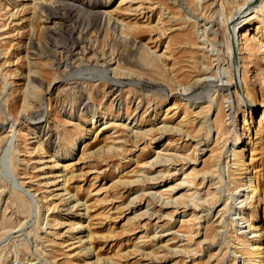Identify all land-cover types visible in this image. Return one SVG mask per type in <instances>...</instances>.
<instances>
[{
	"label": "rangeland",
	"instance_id": "obj_1",
	"mask_svg": "<svg viewBox=\"0 0 264 264\" xmlns=\"http://www.w3.org/2000/svg\"><path fill=\"white\" fill-rule=\"evenodd\" d=\"M194 1L0 0V264H242L244 220L264 251V12ZM251 12L233 66L228 33ZM237 130L249 209L227 174Z\"/></svg>",
	"mask_w": 264,
	"mask_h": 264
},
{
	"label": "bare ground",
	"instance_id": "obj_2",
	"mask_svg": "<svg viewBox=\"0 0 264 264\" xmlns=\"http://www.w3.org/2000/svg\"><path fill=\"white\" fill-rule=\"evenodd\" d=\"M197 1H199V0H197ZM249 1V0H248ZM257 2H254V3H258L257 5H258V7L256 6V7H253V8H255L256 10V12H259V13H263L264 12V0H256ZM195 1L194 0H191V3H194ZM247 2V1H246ZM214 3V2H213ZM213 3H211L210 5L212 6V4ZM224 3H226V2H224ZM251 3V2H250ZM254 3H252V4H250V5H253ZM245 4H247V3H245ZM210 5H208V7L210 6ZM249 5V4H248ZM249 5V6H250ZM220 8V7H219ZM223 8V7H222ZM241 8H243V7H241ZM218 10V9H217ZM221 10V9H220ZM242 10V9H241ZM219 11V10H218ZM256 12H255V14H256ZM222 14H223V12H222ZM224 15V14H223ZM222 15V16H223ZM252 15V12L251 13H249V14H246V15H244L243 17H242V19L235 25V27H233V30H232V33L231 32H229L228 34H229V37H230V42L228 41V44H226L227 45V49L228 50H230L231 51V53H230V51H228L230 54H231V60H230V58H229V60H230V64H233V66H234V64H235V62H236V59H235V56L236 55H238V54H236L235 55V53H234V51L236 52V50H237V48L238 47H236V45H238V37H239V35H240V31L242 30V27L245 25V24H247V23H250L251 22V20H252V18H257V15H253V16H251ZM262 15V14H261ZM216 17V16H215ZM259 18H261V17H259ZM221 20V19H220ZM225 20H227V19H225ZM229 20H231L230 18H229ZM228 21V20H227ZM236 21V20H235ZM253 21V20H252ZM224 22H226V21H224ZM263 22V21H262ZM231 23V25L232 24H234V23H232V22H230ZM222 24H224L223 22H222ZM228 25V24H227ZM230 25V26H231ZM227 27V26H226ZM262 27V26H261ZM264 27V26H263ZM225 28V27H224ZM230 28V27H229ZM230 29H232V28H230ZM255 29L258 31V30H260V26L256 23V25H255ZM226 30H227V28H226ZM255 30V31H256ZM263 30V29H262ZM161 32V31H160ZM227 32V31H226ZM227 34V35H228ZM264 34V33H263ZM223 35V34H222ZM228 37V38H229ZM223 38H225V37H223ZM254 38H256V41H255V43L257 42V46H258V49H260V50H262L263 51V54H264V36L262 37L261 36V34H259L257 37H254ZM225 40H226V38H225ZM240 43V42H239ZM224 44H225V42H224ZM225 46V45H224ZM226 50V49H225ZM152 51V50H151ZM227 52V51H226ZM151 53V52H150ZM228 54V53H227ZM154 55V54H153ZM161 55V54H160ZM233 55V56H232ZM162 56V55H161ZM229 56V55H228ZM264 56V55H263ZM158 59V58H157ZM159 59H160V57H159ZM153 60L154 61H157L156 60V58L153 56ZM160 61V60H159ZM63 62V61H62ZM158 64H156V66H157ZM236 65V64H235ZM161 66V65H160ZM165 65H163L162 64V67H164ZM230 66V68L231 69H228V71H227V69H225L227 72V77H228V80L227 81H229L228 82V84H230L229 86H231V89H232V92H231V94L235 97V102H236V105H237V108L239 109V106L241 107V105H240V102H246V108L248 109V108H251L252 106H254L255 105V100H254V98H255V96H254V93H253V91H252V88H250L249 86H248V84L246 83V81H245V74L246 73H244L243 74V77L241 76L240 78H239V80H237L238 78L236 77V75H237V73L239 72L240 73V71H238V72H235V70H234V68L232 69V65H229ZM161 68V67H160ZM165 71V70H164ZM162 73H163V71H162ZM225 73V74H226ZM165 75V74H164ZM163 75V76H164ZM166 76V75H165ZM164 76V77H165ZM235 78H237L236 80L238 81V82H235ZM228 86V85H227ZM186 88V87H185ZM231 91V90H230ZM25 98V97H24ZM248 102V103H247ZM26 105V104H25ZM244 105V104H243ZM245 106V105H244ZM262 107H264V105L262 106ZM245 111V110H244ZM261 118H263L264 119V110L262 111V113H261ZM263 121V120H262ZM179 126V125H178ZM160 131H163V130H169L170 131V127L168 126V125H165L164 123H162V125H160V126H158L157 127ZM174 128V127H173ZM173 128H172V130L171 131H173ZM217 129H219L218 127H217ZM175 130H176V128H175ZM145 132V131H144ZM144 132H142L143 134H145ZM150 132V131H149ZM184 134V133H183ZM244 135H245V133H244V130H242L241 132L239 131V130H237V133H236V136H235V138L233 139V143H232V145L230 144L229 145V152L230 153H228L229 154V157H230V163H231V167L233 168V169H231V170H229L228 171V178H229V182H233L234 184H235V188H238V190L236 191L237 193L238 192H241V194H239V196H243L242 197V201H244L242 204L243 205H247L246 206V208H248L249 209V206L250 205H252V203H253V200L254 199H256V197H257V195H258V192H259V184H258V181H257V172L255 171V170H253L252 169V167L250 166V163L248 162V164H246L245 163V160H244V156H243V153H242V150H239V149H236L237 148V146L239 145H241L242 144V142H241V139H243L244 138ZM187 136V135H186ZM136 139V138H135ZM111 147H109V149H110ZM251 152V151H250ZM91 154V153H90ZM166 158H168V157H166ZM168 162V159H164V157L163 156H160L159 155V152L158 151H156V157L154 158V163H159V162ZM170 161V160H169ZM229 166V165H228ZM230 166H229V168H230ZM177 172V171H176ZM193 172V171H192ZM191 171H189L188 173H187V176H189L191 173H192ZM194 172H195V170H194ZM193 172V173H194ZM165 173V172H164ZM73 174V173H72ZM242 174H245V176H244V180H241V179H239L238 178V176L237 177H235V175H242ZM187 176H185L186 177V179H187ZM189 177H191V175L189 176ZM71 179V178H70ZM189 180V179H188ZM190 181L191 182H189L191 185L193 184L192 183V180L190 179ZM66 182V181H65ZM186 182H187V180H186ZM228 182V183H229ZM62 184H64V182L62 183ZM189 184V185H190ZM171 189V188H170ZM63 191L66 193V194H68L69 192L68 191H66V189H64L63 188ZM164 191H167V190H164ZM236 193V194H237ZM156 194H157V196L159 195L160 197H162L163 195H162V192H156ZM191 194V193H190ZM190 194H185L186 196L187 195H189L190 196ZM168 195V194H167ZM68 196H69V198H73V199H71V200H74L75 201V204L77 203V199L76 198H74V196L73 195H69L68 194ZM185 196V197H186ZM180 198V197H179ZM181 198H183V197H181ZM254 198V199H253ZM68 199V198H67ZM169 199V198H168ZM177 199V198H176ZM193 199V198H192ZM192 199H189L188 201H189V204H191V206L193 205V206H196L195 204H196V202L194 203L193 201H192ZM261 199V198H260ZM70 200V199H69ZM170 200V199H169ZM166 201V203H167V200H165ZM256 201V200H255ZM171 202V201H170ZM98 203V202H97ZM168 204V203H167ZM170 204V203H169ZM174 204V203H173ZM189 204H186L185 203V207H186V205H189ZM78 205V204H77ZM81 205V204H80ZM240 206H241V204H240ZM255 206V205H254ZM188 209H190L191 210V207L189 206L188 207ZM85 211H86V207H85ZM178 211V210H177ZM182 212H184V210L182 211ZM193 212H196V209H195V207H193L192 208V213ZM264 212V211H263ZM154 214H156L155 212L154 213H152L151 215H154ZM194 214V213H193ZM191 215V218L190 219H192V220H195V219H197L196 217H195V215H192V214H190ZM150 217V216H149ZM187 221V220H186ZM185 221V222H186ZM196 221V220H195ZM245 221V223H247L245 226L247 227V229L253 234L252 236H250L249 238H251L252 240L251 241H253V243H250V241L245 237V235L243 234V233H241V232H239L238 234H235V232L234 231H232V234H231V239H232V241L236 244V246H235V249L238 251V257L239 258H241V262H242V264H263V262H264V258H263V247L261 246V244L259 243L260 242V236H261V234L260 233H258V227H254V226H252L251 225V223L250 222H248L247 220H244ZM230 227H232V226H230ZM242 228V227H241ZM155 238V237H154ZM249 254H253L254 255V257L256 258L255 259V261H254V259L252 260V259H249Z\"/></svg>",
	"mask_w": 264,
	"mask_h": 264
}]
</instances>
